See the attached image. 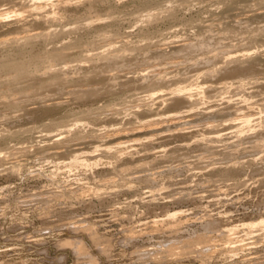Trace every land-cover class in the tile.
<instances>
[{"label":"rangeland","instance_id":"374dc122","mask_svg":"<svg viewBox=\"0 0 264 264\" xmlns=\"http://www.w3.org/2000/svg\"><path fill=\"white\" fill-rule=\"evenodd\" d=\"M32 1L0 0V4L22 9ZM118 1L111 2L113 5L101 4L92 10L85 3L73 1L65 6V12L47 21L34 13H28L23 19L13 16L0 21V62L10 55L19 60L44 58L30 77L11 82L4 80L6 70L0 68V264H258L264 259V229L258 228L248 232L241 227L236 240H243L236 243L234 251L225 246L223 237L210 256L193 242H186L184 250L176 257L163 249L166 244L177 245L185 238L198 240L210 229L209 234L219 238L220 226L242 224L264 216V142L238 137L235 127L223 123V119L216 126L193 121L185 126L183 133H168L157 136L152 142L132 143L118 159L107 154L105 145L96 152H92L96 143L82 145L79 151H87L86 157L102 158L99 166L88 170L63 168L57 174L53 172L55 163L38 159L43 154L35 155L47 139L46 143H52L57 138H72L76 132L87 139L97 136L100 140L97 143L104 142L114 128L138 125L140 117L148 114V107H152L155 117H163L162 122L166 123V112L177 107L171 106L170 100L165 105L159 97H145L143 94L147 92L143 88L127 90L123 85L128 81L121 80L112 86V91L86 100L64 94L70 98L59 105L29 109V103L36 97L60 95L45 90L33 96L29 87L36 80L34 78L51 81L60 75L69 80L68 84L94 83L102 87L101 79H86L84 75V70L93 65L90 58L101 50L95 47L118 40L115 36L119 35L125 39L134 38L129 46L137 44L139 47L161 44L177 36L195 38L198 26L214 18L211 10H224L229 0ZM249 3L259 8L264 0ZM153 10L159 12L158 17L150 22L142 21L143 15ZM96 13L102 14L106 21L95 20ZM89 18L94 21L91 23ZM260 19L251 21L250 25L237 21L224 25L215 20L216 25H221L217 28H220L222 41L214 51L235 56L252 49L255 53L248 60L264 55V17ZM108 22L115 23L114 30L118 29L97 35L94 28ZM40 27H51V33L46 38L18 39ZM233 28H237L234 35L230 34ZM65 44L70 47L66 57L70 60L68 67L61 60L50 62L46 59L51 51ZM146 60L137 58L132 68L146 65ZM212 70V64L185 59L181 66L168 68L167 71L172 72L167 74L165 85L168 86L163 89L169 92L172 86L201 82L208 96H194L199 109L215 103L222 108L229 103L244 105L247 98L255 105V111L264 110V83L253 79L264 77V63L247 79L252 81L242 87L226 85L224 75L219 71L210 74ZM8 100L22 105H9ZM139 104L142 107L136 110ZM74 153L59 154L56 161L69 162ZM13 163L23 166L21 173L12 170ZM231 163L235 165L230 166ZM229 167L233 175L225 173ZM152 174L157 175L155 182L146 180L145 176ZM88 180L106 188L100 198L94 194L84 197L75 194ZM162 183L167 187L156 189L153 194L151 190L161 187ZM153 197L156 201H151ZM181 208L187 209L189 216L197 221L180 230L161 225V229L150 234L155 228L152 221L155 217H165L167 211ZM203 218L205 221H200ZM204 223L215 226L206 229ZM131 229L138 230L141 235L130 238L127 234ZM67 238L75 243L82 240L86 250L80 252L75 245H64ZM157 251H162L163 256L155 259ZM91 257L98 258V262H92Z\"/></svg>","mask_w":264,"mask_h":264},{"label":"bare ground","instance_id":"6f19581e","mask_svg":"<svg viewBox=\"0 0 264 264\" xmlns=\"http://www.w3.org/2000/svg\"><path fill=\"white\" fill-rule=\"evenodd\" d=\"M73 1L85 3L86 6L90 10H92V9H96L101 4L104 5L109 3L108 5H113L111 2L118 0H33L31 4H27L23 6L22 9H18V8L11 9L9 7H2L5 4L1 3L0 21L11 19L13 16H15L16 18L23 19V17L28 13H32V14L34 13L39 18H43L45 21H47L56 18L58 15H61L62 11L65 12L66 10L65 6L72 3ZM250 1L252 0H229L226 1L228 3L226 8L225 9L223 8L224 10L218 11L215 8L213 11L211 10L214 18L211 20L209 19L210 21H208L209 22L208 24H206L207 23L206 22L205 24H200L198 26L199 28L197 31L198 34L196 35L195 38L193 37L190 38L189 36L181 37L175 35L177 36L176 38L165 41L164 43L157 45L156 44L148 45L145 47L141 45V47H139L136 46L137 44L133 46H129L131 45L130 43L133 42L132 40L134 38H132V40L129 39L130 37H128V39H125L126 37L124 38L119 35V37L115 36V38H119L118 40L111 42L109 41L108 43L105 44L103 43L104 45L101 46H97V47L94 46L96 49L98 50L101 49V50L97 51V53H95V55H93L92 58H90L93 61V65L90 68L84 70L85 71L84 75L86 79H91V80L101 79L103 81L102 87H99L100 85L95 86L93 85L94 83L77 84V85L68 84L69 80L67 81V78L62 77L60 75H57L51 81L42 78H34L36 80L33 83H30V87H29L32 88L31 90H33L32 92L33 96H39L45 90H47L52 95H54L55 93H58L60 95L56 97V96H48L47 94L46 97H40V96L36 97L34 101L29 103L30 104L29 109H35L40 105L43 106H51L56 104L59 105L63 102L65 98L67 97L70 98V96H65L64 94H70L76 100H86L89 97L92 96L94 97L95 95H99L101 93L103 94V92L105 91H110V90L112 91L113 90L112 86L121 80L128 81L126 85L125 84L123 85L127 90L132 91L139 88H143V90L145 89L144 91L147 92L146 94H143L145 97L146 96L149 98L159 97L162 104L165 105H167L168 100H170V105L177 107L176 110H170L169 112H166L167 114L165 118H167L166 121H168L166 123L162 122L164 121L162 119L163 117H155L156 114H152V107H148L146 110L147 112L149 111L148 114L144 115L143 117H140L138 125L131 128H125V127L114 128L112 131L108 132V135L104 139V142L97 143L100 142V140L97 139L96 135H95L96 137H89L90 139H87V137H84L81 132H76L75 136H73L72 138H65V139L57 138L52 143H46L48 140L47 139L45 144L41 145L42 147L38 148V151L35 152V155L43 154L44 156L39 157L38 159H44L43 161H46L47 163H53V164L55 163V168L53 172L57 174L60 173L63 168H67V169L69 168L70 171L80 168H84L85 170H88L99 166L102 158L99 157L95 160H91V158L86 157L85 153L88 154L87 151H79L81 150V148H83L80 147L82 145L96 143L95 148L92 150V152L98 151L99 149H101L100 147L102 145H105L104 150L107 152V154H111L113 155V157L118 159L123 157V153H125V151L124 152L122 151L132 143L144 142V140H147L148 142H152L157 138V136L159 137V135L161 136L168 133L169 134L183 133L185 132V126L187 124L192 123L193 121H204L206 123V126H216L217 122L220 119H223L224 121L223 123L225 124L228 123L232 124V126L235 127V132L238 137L253 138L257 143L264 142V114H263L264 110L263 108H260L259 111H255V107H254L255 105L250 104L247 98L245 99L244 105L229 103L224 108H222L218 106L217 103H215L205 106L204 109H199L197 108V105H195L194 96L195 95L197 96L199 95L200 97L208 96L207 95L208 91L206 90V86L204 83L194 82L187 85H176L174 87L172 86L169 92L163 89V87L168 86L165 85L166 84L165 78L167 74L172 72V71H167L168 68L171 66L173 67L181 66L184 63L185 59L186 61L195 60L201 64L204 63L212 64L213 70L210 71V74L214 73L215 71L221 72V74L224 75V79H225L224 81L226 85L229 84L230 86H233L235 84H238L237 86L242 87L245 84L252 81L247 79L264 63V55L260 54L254 59L248 60L247 58H249L255 53V51H252V49H247L246 51H243L242 54L235 56L232 53H227V52L220 53L214 51L216 49V46L220 44L222 41L221 34H219L220 28H217L221 25H219L220 23L216 25L215 23L216 21L224 23V25L228 21H237L238 23L241 24L246 23L247 25H250L251 21L264 17V5L262 4L261 7L255 8L254 4L249 3ZM242 2H247V3L243 4ZM167 7H169L170 9V6H166V8ZM158 14L159 12H155L154 10L149 11L143 15L142 21L150 22L152 20H155V18L158 17ZM172 15L173 14H171L170 16ZM94 16H96L95 20L100 22L101 21L103 22L104 20L106 21L107 19L103 17L102 14L100 13H96ZM94 16H92L91 18H93ZM93 21L94 20L92 19L91 23ZM114 26H116L115 23L109 24L108 22L106 25H102V26L99 25L95 27L94 31L96 33L98 32L97 35L100 34L102 35L106 32L109 33L117 30L118 27L117 29L114 30ZM49 28L40 27L32 31L29 30V32H27L24 36L19 37L18 39L23 38L25 40H28L40 36H44V37L48 36L51 33V30ZM94 31L92 30V32ZM236 32H237V28H233L232 30H230V34L234 35ZM148 38L150 39L151 37ZM66 45L67 44H65V47L63 48L61 47V49L58 48L53 52L51 51V53L46 57V59L50 60V62L53 60H58V61L61 60L62 63H64V65L67 66L70 61V60L67 61L66 59V57H68L69 55L67 49H69L70 47ZM208 53L210 54L207 55ZM139 57H143L147 59L146 65L132 68V64L135 63L137 61V58ZM4 59L5 60L2 59L0 62V68L4 69V71L6 70L4 80L9 82L13 80H19L24 77H30L31 73L35 70L38 64L44 61V58L41 57H37V58L24 57L23 59L19 60L11 55ZM152 59H160V60L154 62V60ZM231 62H235V63L233 65H230ZM228 78H231V80L228 81ZM253 79L255 80L254 82L264 83L263 80L264 77H253ZM18 89L19 88H15V90ZM8 104L12 106L22 105L20 103H14L10 100H8ZM141 107L142 106L139 104V107L136 108V110H140ZM143 111L145 113V110ZM185 115H187V117H185ZM188 115H190L191 117H188ZM42 119L44 120V118ZM141 132H144V135H142L143 133ZM136 136L139 137L137 138ZM203 139H206V137H203ZM149 149L150 147H146V150ZM66 151L75 152L74 154L71 155L70 161L69 162L56 161L57 160L56 156ZM1 154L2 151L0 152V156ZM51 157L52 159H50ZM231 164L232 165L230 166L235 165V163H231ZM11 167L12 170L17 173H21L23 170V166L21 164L13 163ZM127 167L130 168V166ZM225 173L227 175H233L231 167H229V169H227ZM152 175L153 176H145L147 177L146 180L150 182H155V180H157V175L155 174ZM161 185L162 186L159 188H155V189L153 188L151 192H153L154 194L156 189L162 190L165 187H167L165 183H162ZM80 189L81 190L79 192H75V194L81 195L83 197L88 196L90 194H94L95 196L100 198L101 194L105 191L106 188L100 185L91 184V181L88 180L85 182V185ZM151 201H156V197H153ZM187 211H188L187 209H183V208L169 210L165 214V217L162 218L155 217L152 220L153 226L155 228L153 229L152 232H150V234L153 235L155 233L154 231L161 229L162 228L161 225L162 226L166 225L170 229L180 230L182 226L191 222H196L197 220L195 219V217L189 216V213ZM200 221H205V220L203 218V220ZM209 225L210 223L203 224V226L206 229L215 226V225H210V226ZM241 227H243V229L246 228L248 232L255 230V228L264 229V216H261V218L258 220L247 221L242 224H232V225L230 224V225L220 226V228L218 229L219 231H222V233L221 232L219 233L221 235V237L219 238H217L216 234L213 233L209 234V232L212 231L210 229L207 230L205 234H202L203 237L198 240L197 239L191 240L192 238L190 237L185 238L181 240L179 243H177V245L168 246L166 244L163 247V249L166 248L167 251L170 252V254L176 257L184 250L185 248L184 244L186 242H193L195 243V245H197L198 248L201 249L202 252L208 251L207 254L210 256L216 251L218 245L220 244V241H222L223 238H225V243H226L225 246H229L230 250L234 251L233 247L238 246L236 243L242 242L241 240H243V239L236 240V238H238L236 234ZM138 232L139 231L136 229H131L127 235L130 238H136L141 235V234L139 235ZM144 232L145 231H143L142 234ZM92 234L96 237L95 232H92ZM63 244L72 245V246L75 245L80 252L86 250V244L82 240L79 241L78 243H75L72 239L67 238L63 241ZM162 256H163L162 251H157L156 256L154 257L156 259V258H161ZM91 261L96 263L98 262V258L91 257ZM258 264H264V259L262 261H259Z\"/></svg>","mask_w":264,"mask_h":264}]
</instances>
